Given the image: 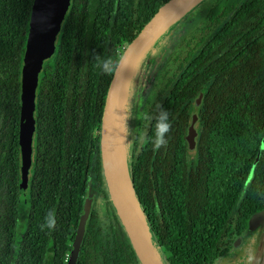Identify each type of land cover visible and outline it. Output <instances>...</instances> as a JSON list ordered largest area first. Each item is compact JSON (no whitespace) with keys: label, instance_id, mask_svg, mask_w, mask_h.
<instances>
[{"label":"trees","instance_id":"1","mask_svg":"<svg viewBox=\"0 0 264 264\" xmlns=\"http://www.w3.org/2000/svg\"><path fill=\"white\" fill-rule=\"evenodd\" d=\"M166 1L69 0L37 74L21 190L19 79L32 0H0V264H66L85 193L76 264H139L103 180L98 131L113 72L95 56L117 62ZM189 12L188 31L140 88L127 137L131 184L163 264H214L264 210V0H202ZM161 107L172 127L167 146L153 151ZM52 210L55 229L41 231Z\"/></svg>","mask_w":264,"mask_h":264},{"label":"water","instance_id":"2","mask_svg":"<svg viewBox=\"0 0 264 264\" xmlns=\"http://www.w3.org/2000/svg\"><path fill=\"white\" fill-rule=\"evenodd\" d=\"M201 1L167 0L161 4L136 36L123 48L117 61L118 67L113 71L106 89L98 131L101 170L109 201L139 264H163V262L154 246L131 184L127 142L123 134L126 123L125 106L124 102L120 101L123 100V91L140 57L170 26L177 23ZM68 4L69 0H32L31 2L19 79L17 146L21 190L25 185L30 166L33 101L37 74L42 62L53 53L54 42ZM193 136L194 131L190 125L185 136L188 148L193 146ZM90 204L91 198L85 193L66 264H76ZM132 211L135 214L133 216H131ZM262 222H264V210L253 213L248 218L247 227L253 230Z\"/></svg>","mask_w":264,"mask_h":264},{"label":"rangeland","instance_id":"3","mask_svg":"<svg viewBox=\"0 0 264 264\" xmlns=\"http://www.w3.org/2000/svg\"><path fill=\"white\" fill-rule=\"evenodd\" d=\"M194 17H197V13L194 14ZM184 18L185 16L177 21V23L170 26L167 31L147 49L143 56L140 57L123 91V100L121 99L120 102L123 101L125 106L124 121L126 123L124 125L123 134L127 143V137L131 127L130 118L134 113L133 107H135L142 95L140 88L145 84V81H149V79L152 78L151 76L159 70V67L163 63L162 61L166 60L165 58L171 51V46H175L180 38L188 31L187 22ZM142 76H144V78ZM24 192V194L18 196L15 226V228L18 229L17 234H19L20 229L24 225V217H22V215L26 205L28 184ZM159 254L160 253H158V255ZM214 264H264V222L253 230L248 229L243 236L240 238L238 237L233 245L230 257L221 259L220 261L218 260Z\"/></svg>","mask_w":264,"mask_h":264},{"label":"clouds","instance_id":"4","mask_svg":"<svg viewBox=\"0 0 264 264\" xmlns=\"http://www.w3.org/2000/svg\"><path fill=\"white\" fill-rule=\"evenodd\" d=\"M95 59L98 61L97 66L101 67L102 70L109 74L118 67V63L114 62L112 59H104L101 61L100 55H96ZM170 112L163 107H161L158 113L155 115V139L152 140V150L158 151L162 147L167 146L168 140L166 138L167 134L171 131V121L169 119ZM56 227V219H55V212L54 210L49 211L45 216V222L40 225L41 231L45 229L54 230Z\"/></svg>","mask_w":264,"mask_h":264},{"label":"flooded vegetation","instance_id":"5","mask_svg":"<svg viewBox=\"0 0 264 264\" xmlns=\"http://www.w3.org/2000/svg\"><path fill=\"white\" fill-rule=\"evenodd\" d=\"M195 13H196V12H195ZM195 13H192V15H191L192 18H194V19H196V17H194V14H195ZM197 17H202V16H199V15L197 14ZM188 22H189V21H187V23H188ZM193 103H194V104H193V107H194V108L191 110V113H190V114H191V117H192V116H193V117L195 116L196 108H197V106H198V104H199V97H197L196 99H194ZM193 117H192V119H193L194 122L191 124V125H192V128H193V131H194V136H193V146H192V148H189V152H190V151L193 152L194 139H195V130H196V125H197V118H196V117L193 118ZM190 119H191V118H190ZM189 126H190V125H189ZM187 131H188V130H187ZM244 233H245V232H244ZM244 233H243L241 236H243ZM241 236H240V237H241ZM240 237H239V238H240ZM237 238H238V237H237ZM72 240H73V239H72ZM235 242H236V240L233 242V245H234ZM232 249H233V248H232ZM232 249H231V250H230L225 256H223L221 259L229 258L230 255H231ZM77 255H78V254H77ZM221 259H218V260L220 261ZM218 260H217V261H218ZM217 261H216V262H217ZM76 262H77V259H76Z\"/></svg>","mask_w":264,"mask_h":264},{"label":"bare ground","instance_id":"6","mask_svg":"<svg viewBox=\"0 0 264 264\" xmlns=\"http://www.w3.org/2000/svg\"><path fill=\"white\" fill-rule=\"evenodd\" d=\"M133 215H135L134 213H133V211L131 212V216H133Z\"/></svg>","mask_w":264,"mask_h":264},{"label":"built area","instance_id":"7","mask_svg":"<svg viewBox=\"0 0 264 264\" xmlns=\"http://www.w3.org/2000/svg\"><path fill=\"white\" fill-rule=\"evenodd\" d=\"M67 256H68V255L66 254L65 259H67Z\"/></svg>","mask_w":264,"mask_h":264}]
</instances>
